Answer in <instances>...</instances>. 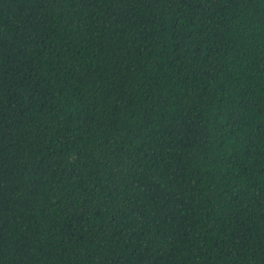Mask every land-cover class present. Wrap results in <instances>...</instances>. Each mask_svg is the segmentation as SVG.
Instances as JSON below:
<instances>
[{
  "label": "trees",
  "instance_id": "1",
  "mask_svg": "<svg viewBox=\"0 0 264 264\" xmlns=\"http://www.w3.org/2000/svg\"><path fill=\"white\" fill-rule=\"evenodd\" d=\"M0 264H264V0H0Z\"/></svg>",
  "mask_w": 264,
  "mask_h": 264
}]
</instances>
